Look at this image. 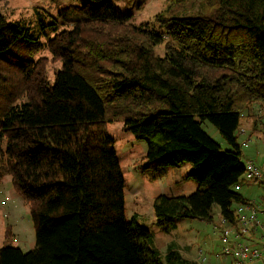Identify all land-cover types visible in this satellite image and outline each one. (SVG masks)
Masks as SVG:
<instances>
[{
  "label": "trees",
  "instance_id": "trees-1",
  "mask_svg": "<svg viewBox=\"0 0 264 264\" xmlns=\"http://www.w3.org/2000/svg\"><path fill=\"white\" fill-rule=\"evenodd\" d=\"M74 1L83 19L44 42L0 13V179L10 175L36 232L29 251L0 247V264H163L147 228L125 217L124 177L105 128L116 120L146 142L144 171L191 165L185 177L196 190L154 197L160 227L178 217L209 221L214 206L235 224L246 202L259 216L256 201L231 187L244 174L235 136L243 113L255 102L264 110V0H212L208 13L188 16L164 9L159 29L132 24L113 0ZM42 48L60 62L52 83L47 58H34ZM197 118L233 148L221 149ZM166 258L195 264L174 248Z\"/></svg>",
  "mask_w": 264,
  "mask_h": 264
},
{
  "label": "rangeland",
  "instance_id": "rangeland-1",
  "mask_svg": "<svg viewBox=\"0 0 264 264\" xmlns=\"http://www.w3.org/2000/svg\"><path fill=\"white\" fill-rule=\"evenodd\" d=\"M113 2L121 11L132 14L130 17L132 24L148 23L151 28L156 29H159V22L155 21L157 18L155 15L164 9L165 16H188L208 13L213 7L212 0H113ZM74 3V0H0V13L39 32L40 41L44 42L47 37H52L56 32L70 28L73 22L83 19L82 12L74 7ZM68 4L71 7L62 9ZM154 50L156 54L163 55L162 44L157 45ZM42 56L47 58L45 74L48 82L52 83L54 70L59 67L60 62L52 59L47 48H42L34 54L35 59ZM262 110L258 102L253 103L250 115L243 113L242 125L235 132L242 161L245 162V158L248 157L260 167H264ZM200 123L202 129L221 149L233 148L210 121L203 119ZM105 128L113 139V148L124 177L126 220L130 222L134 218L138 224L147 228L161 263L169 264L166 253L170 248H174L185 259L195 264H230V257L222 254L221 231L224 224L221 223L216 206L213 207L212 219L209 221L178 217L174 221V226L170 228H162L157 223L153 209V199L157 194L187 195L196 190L197 183L185 177L191 165L184 163L179 166H167L162 171L157 169L144 171L142 165L146 162V142L126 131L122 120L107 122ZM254 184L257 186L254 180L243 175V179L231 189L250 200L253 194L262 190L260 186L251 189ZM256 195L261 197L260 192ZM239 204L234 201L232 206L235 208ZM29 211L25 198L13 187L10 175H4L0 179V247L16 246L24 252L34 248L35 224Z\"/></svg>",
  "mask_w": 264,
  "mask_h": 264
},
{
  "label": "built area",
  "instance_id": "built-area-1",
  "mask_svg": "<svg viewBox=\"0 0 264 264\" xmlns=\"http://www.w3.org/2000/svg\"><path fill=\"white\" fill-rule=\"evenodd\" d=\"M243 175L264 187V172L253 160L244 162ZM221 223L222 254L230 257V264H264V222L252 203L239 206L235 224L224 218Z\"/></svg>",
  "mask_w": 264,
  "mask_h": 264
},
{
  "label": "crops",
  "instance_id": "crops-1",
  "mask_svg": "<svg viewBox=\"0 0 264 264\" xmlns=\"http://www.w3.org/2000/svg\"><path fill=\"white\" fill-rule=\"evenodd\" d=\"M259 106L258 104H255V106ZM254 109H255V107H254ZM262 112L264 113V110H262ZM246 160H252L251 158H245V161ZM255 162V161H254ZM256 163V162H255ZM260 167V166H259ZM261 169H262V171L264 172V167L263 166H261L260 167ZM259 185H257V186H255V184L254 185H252V187H251V189H253L254 187H258ZM261 187V186H260ZM258 192H260L261 193V196H263L264 197V195H262V190H259V191H257L256 193H258ZM256 193L255 194H253L252 196V198L250 199V200H255L256 201V204H258L259 205V208H260V214H259V216H260V218L262 219V221H264V202H263V198L261 199V197H258L257 195H256ZM243 196H245V195H243ZM245 198V197H244ZM233 207V206H232ZM235 207H238V205H236ZM216 211L218 212V208H216Z\"/></svg>",
  "mask_w": 264,
  "mask_h": 264
}]
</instances>
